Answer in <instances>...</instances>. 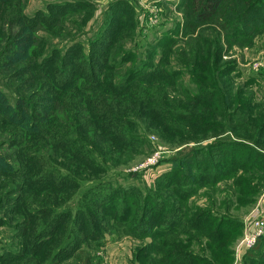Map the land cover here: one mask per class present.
<instances>
[{
	"label": "rangeland",
	"instance_id": "rangeland-1",
	"mask_svg": "<svg viewBox=\"0 0 264 264\" xmlns=\"http://www.w3.org/2000/svg\"><path fill=\"white\" fill-rule=\"evenodd\" d=\"M179 2L0 0V67L14 49L13 38L24 32L25 24L33 33L32 49L37 50L34 59L47 63L48 69L59 70L54 66L66 62L67 42L75 39L88 47L84 52L85 62L92 70L95 68L94 79L98 71L106 77L113 75L122 80L130 72L139 80L152 79L159 71L172 78L170 82L154 80L150 95L153 108L171 128L169 132L160 124H151L142 114L132 116L114 111L116 119L120 117L132 127L122 128V132L131 142H139L123 155H110L100 150L98 136L103 133L98 123L84 121L87 136L80 126L69 134L62 126L61 112L54 121L55 138L53 140L52 136L51 144L35 134L25 133L18 126L4 124L5 128H1L0 122V156L13 167L6 172L0 166V219L3 222L0 264H52L55 261L53 253L58 248L70 243L73 246L77 243L75 239L85 242L84 217H79V213L59 216L57 212L64 208L82 210L83 206L94 209L116 191L134 195L140 205L146 194L156 206L163 202L169 222L181 223L180 231L186 218L184 213L189 212L197 215L200 225L214 229L218 223L222 224L221 240L213 245L199 232H191L188 249L199 258L200 264H204V260L210 264H244L246 252L257 242L259 245L260 241L256 240L251 248L238 251L241 241L253 231L254 223L264 222V30L242 45L225 42L223 49L227 52L221 56L219 64L225 76L217 79V100L211 107L207 104L193 109V101L187 99V94L197 93L201 74L198 65L192 66L190 55H177L185 45V30L181 33L183 16L177 8ZM128 23L131 28L126 25ZM69 33L72 36L67 37ZM171 34L182 36L175 37L177 40L170 45L169 51L163 50L162 46L170 42L161 43V40L164 36L172 38ZM117 44L123 46L121 58L129 51L135 54L118 72L115 71L118 64L109 61L110 52L117 51ZM88 50L90 53L86 54ZM105 64L114 65V71L106 72L102 67ZM148 65L153 66L152 75L147 73ZM132 69H136L135 72ZM61 70V79L67 85L73 73H68V68ZM26 77L27 74L9 77V70L0 69V91L11 104L27 97L26 93L32 94L31 103L37 102L38 90L28 86ZM74 83L77 85L71 92L81 96L77 88L85 90L89 80L78 78ZM200 110H212L211 115L215 113L219 117L209 118L205 112L198 114ZM223 112L226 118L222 117ZM187 115L198 116L200 122H186ZM91 133L96 144L88 137ZM64 140L69 143L63 144ZM184 147H196L197 154L187 163H176L174 172L173 155ZM69 148L72 157L63 150ZM90 148L94 158L102 163L89 162ZM156 154L155 162L149 164ZM246 162L248 165L243 171L240 167ZM215 167L225 169V174L215 172ZM248 169L252 172L248 173ZM171 172L174 173L168 177ZM201 174H209V177H200ZM214 177H218L215 182L207 183V179ZM177 188L182 189V198L177 195ZM46 222L48 225L43 226L39 236L38 225ZM57 223L62 227L54 228ZM26 227L32 229L27 236L24 234ZM148 227V234H154L152 221ZM105 233L103 246L95 253L104 264H136V251L150 242V239L137 240L116 231ZM69 253L68 250L60 264L74 262ZM254 263L264 264V258H257Z\"/></svg>",
	"mask_w": 264,
	"mask_h": 264
},
{
	"label": "trees",
	"instance_id": "trees-1",
	"mask_svg": "<svg viewBox=\"0 0 264 264\" xmlns=\"http://www.w3.org/2000/svg\"><path fill=\"white\" fill-rule=\"evenodd\" d=\"M177 8L182 12L183 16L181 33L185 30L184 50H181L177 55H190L193 58L192 66L195 67V65H198L201 74L197 84V93L192 96H189L190 94L188 93L187 99L193 101V105L191 106L193 109L196 106L202 107L207 104L211 107V103L217 100V93L215 92V89L218 88L217 79L225 76L219 66L221 56L227 52V50L223 49V45L231 42L242 45L255 36L256 33L264 30V0H180ZM126 25L131 28L130 23ZM25 26L24 24V32H20L13 38L11 44L14 46V49L3 59L0 69L3 72L9 70V77L13 74L16 78L17 76L20 77L23 74H27L28 86L38 90V99L37 102L31 103L29 98L32 97V94L26 93L24 96L26 95L27 97L17 99L13 105L0 91L1 128H5L4 124L18 126L25 133L35 134L41 139H44L45 142H48L52 136L53 140L55 138V133L53 132L54 121L56 115L61 112L63 115L62 126L69 134L75 130L77 131V126H80L83 130L82 133L87 136L84 121H89L94 124L98 123L99 125L97 126H100L103 134L98 136L100 143L97 144H100L101 151L110 155L113 153L120 155H123L125 152L128 153L131 148H134L135 144L139 143L137 141L131 142L129 136L122 132V128L127 129L132 127L124 119L120 117L116 119L118 116H116L117 114L114 111L129 113L132 116L142 114V117L151 120V124L158 126L160 124L167 129V132L171 130L164 123L165 118L153 108L152 98L150 96L151 89L155 84L153 82L165 79L170 82L172 80V78L170 79V75L159 71V74L152 79L142 78L143 80H139L136 77L137 75L133 76V73L130 72L122 80L115 78L113 75L106 77L102 72L98 71L96 73L98 77L94 79L93 73L95 72V68L92 70L91 66L85 62L84 52L85 48L88 49V47L81 40L75 39L67 42L65 50L66 62L61 61L62 64L54 66L59 68V70L48 69L47 63L41 62L39 58L38 61L36 58L34 59L33 54L37 50L33 51L32 49L33 33ZM68 36H72V34L69 33ZM177 36L181 37L182 34L172 35V38L164 36L161 43L165 41L170 43L169 45H163V50L169 51L171 49L170 45L175 44L177 40L175 37ZM116 46L118 47L117 51L113 54L110 52L111 57L109 61L118 64L116 67L117 70H115L118 72L124 64L129 63L135 57V54L129 51L123 54L125 58H121V54L124 52L123 46L121 44H117ZM39 53L38 51V56ZM89 53L90 50L86 54ZM49 61L52 63L51 60ZM64 64H68V66ZM102 67L106 72H112L115 68L114 65L107 64ZM152 67L151 65L147 66V69L149 68L147 72L149 75H152L154 72ZM10 68L13 69L10 70ZM67 68V72L70 74L73 73V77L66 85L63 84L64 82L61 79V76H63L61 69ZM135 70L132 69L134 72ZM226 72L228 74L230 73L229 71ZM101 75H103V79ZM56 76L59 77L57 78ZM11 78L15 79V77ZM78 78L84 81L89 80L87 88L84 87L85 90L82 89L83 91H81L79 87L77 88L78 93L82 94L81 96L76 94V92H71L72 88L76 87L77 84L74 81ZM136 79L138 81L134 82ZM173 82L175 85L174 79ZM141 108L143 111L137 112ZM135 109L137 110L136 113L134 111ZM211 111L206 112L200 110L198 114L205 112L209 118L219 117L215 113L211 115ZM222 117L226 118L225 112L222 113ZM184 120L192 124L200 122L198 116L194 115H187L184 117ZM225 132H228L227 129H225ZM225 136L229 137L228 134ZM88 137L91 142L96 144L92 138L94 137L93 133ZM67 142V140H64L63 144ZM80 143L82 144V141ZM85 147L89 148L87 145ZM63 150L69 152L67 156L72 157L70 148ZM88 152L92 154L89 158L90 163H94V161L102 163V161L94 158L93 149L90 148ZM195 154H197L196 147H184L178 150L176 155H173L172 164H175L174 172L177 169L176 163L178 165L181 162L187 163L194 159ZM81 162L84 163V161ZM247 165V162L244 163L240 167L241 170L244 171ZM0 166L5 168L6 172L13 170V167L1 156ZM90 168L93 167L90 166ZM214 169L219 174H225L226 172L223 168L218 170L215 167ZM174 172H171L168 177ZM247 172L250 173L252 170L248 169ZM173 177H176V174ZM200 177L207 178L209 174H201ZM171 178L169 180L173 182ZM217 178L207 179V183L215 182ZM177 189V195L182 198V195H184L182 189ZM142 203L140 205L139 201L132 194L124 191H116L111 193L104 202L102 201L94 209L83 206L82 210L80 208H77L76 211L69 208L59 210L57 212L58 215L60 214L59 216L76 215V213H79V217H84V223H82L84 228L82 227V232L85 237V242L75 239L77 243H74L73 246L70 243L58 248L55 252L53 251L55 261L52 264H60L62 257L65 256L68 250L70 251L68 255L74 259L72 264H104L100 257H95V253L97 254L98 250L103 246L104 235L108 231L112 234L113 231H116L117 233L133 237L137 240L150 239L149 243L147 242L136 251L134 256V262L136 264H200L199 258L188 249L191 243V232H199L211 245L221 240L219 234L222 231V224L220 223L215 225L214 229L209 228L208 225H200L198 224L199 219L196 218L197 215L189 212L184 213L186 218L183 223V228L180 231L178 227H180L181 223H177V220L169 222L163 202L161 205L156 203L158 205L156 206L154 201L146 194ZM155 207H157L156 210ZM98 212L100 214H97ZM38 216L40 217L41 213H38ZM151 221L153 222L154 234H148V226L151 224ZM59 223L54 228L61 226ZM2 225L3 222L0 219V227ZM44 225H48V222L38 225L39 236L42 235L41 232L44 229ZM144 227L147 229H143ZM177 228L178 232H176ZM31 230V227H26L24 234L27 236L32 232ZM183 237L185 239L181 240ZM258 241H260L259 245L257 242L254 248L246 252L244 264H256L254 262L257 261V258H264L262 257L264 256V252L261 251V247L263 246L262 248H264V238L262 237ZM203 262L204 264H210L205 260Z\"/></svg>",
	"mask_w": 264,
	"mask_h": 264
},
{
	"label": "built area",
	"instance_id": "built-area-1",
	"mask_svg": "<svg viewBox=\"0 0 264 264\" xmlns=\"http://www.w3.org/2000/svg\"><path fill=\"white\" fill-rule=\"evenodd\" d=\"M157 156L158 155L156 154L151 160H149L150 161L149 164L154 163ZM261 236H264V222L256 221L253 226V231L251 233H248L244 237V239L241 241L238 247V251L244 248H248V249L251 248L255 244L256 240L261 238Z\"/></svg>",
	"mask_w": 264,
	"mask_h": 264
}]
</instances>
